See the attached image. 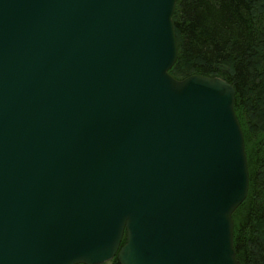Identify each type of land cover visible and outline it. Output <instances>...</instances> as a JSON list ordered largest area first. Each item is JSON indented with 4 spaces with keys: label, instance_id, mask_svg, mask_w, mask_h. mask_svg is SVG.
<instances>
[{
    "label": "water",
    "instance_id": "water-1",
    "mask_svg": "<svg viewBox=\"0 0 264 264\" xmlns=\"http://www.w3.org/2000/svg\"><path fill=\"white\" fill-rule=\"evenodd\" d=\"M177 2L0 0V264H239L236 91L170 74Z\"/></svg>",
    "mask_w": 264,
    "mask_h": 264
},
{
    "label": "trees",
    "instance_id": "trees-1",
    "mask_svg": "<svg viewBox=\"0 0 264 264\" xmlns=\"http://www.w3.org/2000/svg\"><path fill=\"white\" fill-rule=\"evenodd\" d=\"M173 23L178 59L170 74L218 77L235 88L249 191L233 214V243L239 264H264V0H178Z\"/></svg>",
    "mask_w": 264,
    "mask_h": 264
},
{
    "label": "rangeland",
    "instance_id": "rangeland-1",
    "mask_svg": "<svg viewBox=\"0 0 264 264\" xmlns=\"http://www.w3.org/2000/svg\"><path fill=\"white\" fill-rule=\"evenodd\" d=\"M262 53H263V52H262ZM263 55H264V54H262V56H260V58H259V59H261V61H264V60H263V59H264Z\"/></svg>",
    "mask_w": 264,
    "mask_h": 264
}]
</instances>
